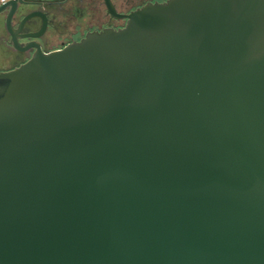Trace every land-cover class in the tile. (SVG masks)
Here are the masks:
<instances>
[{
	"label": "water",
	"instance_id": "1",
	"mask_svg": "<svg viewBox=\"0 0 264 264\" xmlns=\"http://www.w3.org/2000/svg\"><path fill=\"white\" fill-rule=\"evenodd\" d=\"M0 264H264V0H170L0 73Z\"/></svg>",
	"mask_w": 264,
	"mask_h": 264
},
{
	"label": "flooded vegetation",
	"instance_id": "2",
	"mask_svg": "<svg viewBox=\"0 0 264 264\" xmlns=\"http://www.w3.org/2000/svg\"><path fill=\"white\" fill-rule=\"evenodd\" d=\"M170 0H0V73L81 42L92 33L124 28L130 15Z\"/></svg>",
	"mask_w": 264,
	"mask_h": 264
}]
</instances>
